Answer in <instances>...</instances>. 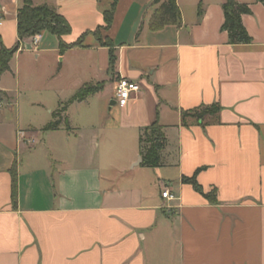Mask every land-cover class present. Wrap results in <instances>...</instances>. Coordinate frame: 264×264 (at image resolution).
Masks as SVG:
<instances>
[{"label":"crops","instance_id":"crops-1","mask_svg":"<svg viewBox=\"0 0 264 264\" xmlns=\"http://www.w3.org/2000/svg\"><path fill=\"white\" fill-rule=\"evenodd\" d=\"M235 1L250 7L249 44L228 43L224 0H175L180 24L156 30L153 0H115L108 27L112 0H31L70 31L23 37L0 75V264H264V4ZM21 4L0 0L5 48ZM120 76L139 85L124 107L110 104ZM54 113L57 129L42 130ZM154 122L164 139L149 167L139 137ZM198 168L215 202L181 181Z\"/></svg>","mask_w":264,"mask_h":264},{"label":"trees","instance_id":"trees-1","mask_svg":"<svg viewBox=\"0 0 264 264\" xmlns=\"http://www.w3.org/2000/svg\"><path fill=\"white\" fill-rule=\"evenodd\" d=\"M264 4V0H256ZM153 4L157 5L150 16L148 26L151 30L160 29L168 24H180V13L175 0H153ZM115 7V0H112L110 8L103 12L105 26L111 24L113 12ZM223 23L221 30L226 31L227 40L229 44H249L251 36L242 23V15L249 14L250 7L247 3H239L235 0H224L222 4ZM200 11V9H199ZM17 31L19 40L12 48H5L0 43V75L8 70V63L13 53H15L20 45V40L27 35L38 34L42 31H48L55 34L59 38L69 33L70 26L68 22L57 13V11L47 4L34 6L31 0H22V4L17 11ZM103 45L110 47V64L113 66L115 61L114 51L108 41ZM61 49L67 47L65 43L60 41ZM98 85H85L75 92L70 97L68 103L73 101L84 100L87 96L97 92ZM218 106H207L200 109H194L189 112H183V116H194L202 118L206 114H214L219 111ZM54 120L48 122L42 130H54L59 126L61 119L58 114H53ZM164 135L162 127L154 122L151 125L143 128L139 137V154L141 156V164L144 166L155 167L160 165V151L163 147ZM201 170L198 168L191 176H182L181 181L190 184L195 191L200 193L211 202H215L216 191L205 192L202 186L197 182L196 175ZM12 202H16V186L15 175L13 172V185L11 193Z\"/></svg>","mask_w":264,"mask_h":264},{"label":"built area","instance_id":"built-area-1","mask_svg":"<svg viewBox=\"0 0 264 264\" xmlns=\"http://www.w3.org/2000/svg\"><path fill=\"white\" fill-rule=\"evenodd\" d=\"M1 24V19H0ZM38 34L33 37L34 42H37ZM139 91V85L135 81H131L123 76L118 77L114 82V101L120 106L124 107L133 94ZM161 196L167 199H173L174 195L168 189L161 192Z\"/></svg>","mask_w":264,"mask_h":264},{"label":"rangeland","instance_id":"rangeland-1","mask_svg":"<svg viewBox=\"0 0 264 264\" xmlns=\"http://www.w3.org/2000/svg\"><path fill=\"white\" fill-rule=\"evenodd\" d=\"M4 103H6L5 102V100L3 99V100H1L0 101V105H3ZM97 109H99V107H98V105H94V104H92L91 105V110L92 111H94V110H97ZM88 136H86L85 138H87ZM60 138V137H59ZM60 140V139H59ZM53 143H56V144H58L59 143V141H53ZM55 145V144H54ZM72 149V148H71ZM35 150H37V152H40V153H43V149H41L40 148V146H38V147H36L35 148ZM73 150H71L70 152H72ZM85 152L86 153H90V154H99V156H100V159H103V156H104V154H105V151L103 150V148H102V145L98 148V149H96V150H94V145L93 144H90V143H86V145H85ZM95 152H97V153H95ZM54 153V152H53ZM115 153H118V151H116ZM23 157H25V156H23ZM117 159V158H116ZM120 161L122 160V162L124 161V159L123 158H121V159H119Z\"/></svg>","mask_w":264,"mask_h":264},{"label":"water","instance_id":"water-1","mask_svg":"<svg viewBox=\"0 0 264 264\" xmlns=\"http://www.w3.org/2000/svg\"><path fill=\"white\" fill-rule=\"evenodd\" d=\"M115 101L114 100H111L110 104H114ZM139 162L141 161V157L138 158Z\"/></svg>","mask_w":264,"mask_h":264}]
</instances>
